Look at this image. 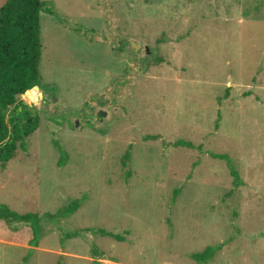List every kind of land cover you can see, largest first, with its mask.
<instances>
[{
	"label": "rangeland",
	"instance_id": "rangeland-1",
	"mask_svg": "<svg viewBox=\"0 0 264 264\" xmlns=\"http://www.w3.org/2000/svg\"><path fill=\"white\" fill-rule=\"evenodd\" d=\"M48 1L40 125L0 163V203L45 232L0 219V264H264V0Z\"/></svg>",
	"mask_w": 264,
	"mask_h": 264
},
{
	"label": "trees",
	"instance_id": "trees-1",
	"mask_svg": "<svg viewBox=\"0 0 264 264\" xmlns=\"http://www.w3.org/2000/svg\"><path fill=\"white\" fill-rule=\"evenodd\" d=\"M55 16L63 22L53 9L48 0H4L0 5V163L6 164L16 153L18 148L28 149L27 137L32 134L40 125V116L34 106L29 104L26 97L36 100L39 90L35 87H42L40 62L42 59L41 40V12ZM76 31H81L78 24L69 23ZM159 62V59L157 60ZM144 69L148 68L145 61ZM47 86V85H45ZM222 99H220L221 101ZM144 139L157 138L154 134H148ZM59 148L61 154L58 164L67 162V153L60 146L59 142L53 141ZM173 146H185L202 149V146L192 141L177 139L172 142ZM210 156L225 159L230 172L233 175L234 187L244 183L240 173L236 170L233 159L227 153L207 151ZM131 145L122 156V163L125 167L131 158ZM130 175V170H127ZM81 205V200L76 198L67 205L57 209L55 212H45L49 218H62L72 214ZM37 213H20L12 210L8 205L0 203V219H3L12 230H17L21 224L31 226L33 236L31 244L36 245L44 234V226L40 222ZM89 230V229H87ZM98 232L105 235H112L98 229ZM79 232H75L77 235ZM66 237H72L67 234ZM119 237V236H116ZM94 247V246H93ZM222 247L218 245H207L200 251L190 253V257L198 263L207 264L210 262ZM95 264H99L96 262Z\"/></svg>",
	"mask_w": 264,
	"mask_h": 264
},
{
	"label": "water",
	"instance_id": "water-1",
	"mask_svg": "<svg viewBox=\"0 0 264 264\" xmlns=\"http://www.w3.org/2000/svg\"><path fill=\"white\" fill-rule=\"evenodd\" d=\"M135 48H137V47H135ZM146 52H149V48H148V47H146ZM35 88L38 89L39 87H35ZM98 115H99V116H103L104 113H102L101 111H99V112H98Z\"/></svg>",
	"mask_w": 264,
	"mask_h": 264
}]
</instances>
